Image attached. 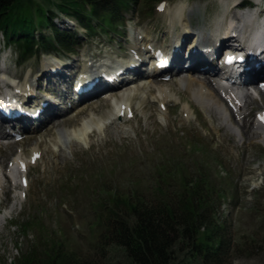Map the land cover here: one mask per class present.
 Masks as SVG:
<instances>
[{
  "label": "rangeland",
  "instance_id": "374dc122",
  "mask_svg": "<svg viewBox=\"0 0 264 264\" xmlns=\"http://www.w3.org/2000/svg\"><path fill=\"white\" fill-rule=\"evenodd\" d=\"M157 1L150 0L146 6L129 9L126 16L130 20L124 30L130 34L142 30L163 44L170 36L175 37L187 18L194 27L203 30L212 28L217 20L219 24H225L233 13L229 8L236 2L166 0L164 9L158 11L155 9ZM23 4L31 8L38 4L48 7L53 11L49 13L53 21L61 29H74L80 42L74 53L60 49L40 50L18 64L17 49L3 45L0 31V90L35 75L38 89L64 92L68 90V74L72 67L63 68L66 76L60 86L53 83L58 79L56 76H52L45 86L47 75L41 70L44 62L60 61L75 66L85 64L88 57L96 63L101 62L97 60L100 58L115 61L119 59L115 57L116 53L126 51V42L122 43L121 36L101 33L87 37L84 29L70 16H63L52 0H25ZM263 6L264 0L252 13L254 18L250 27L264 20ZM170 17H173L172 22ZM170 24L171 34L168 31ZM40 30L50 33L49 28L41 27L35 34L39 35ZM127 39L129 41L128 36ZM185 75L190 79L184 77V83L196 84L193 73L186 72ZM196 80L197 84L203 81L202 84H206L208 77H197ZM158 82L155 81V86L154 83L132 81L119 87L126 88L128 101L136 105L135 120L114 132L111 129L104 130L105 133L94 132L89 136L88 147L72 145L63 149L57 160H51L55 153V143L51 139L55 137L57 126L76 128L77 122L81 121L75 113L78 108L61 117L55 125L48 117L44 118L37 132L20 143L19 147L26 154L33 146H39L43 155L40 163L29 169V184L24 189L26 199H20L12 185L8 191L0 192V264L14 263L27 254L32 256L34 264H46L50 252L54 264H60L67 254L101 264H133L125 246L111 240L119 228L113 210L117 211L119 219L128 216L124 203L117 205L114 200L130 196L132 202L155 203L158 190L161 187L166 190L161 178L171 182V190L181 185L182 175L193 176L199 171H204L225 193L217 211L224 222L228 245L216 264H264V130L247 124L246 119V123H238L229 115L220 121L214 114L205 116L193 102L192 92L199 95L195 94L199 92L194 88L197 86L193 85L191 92L189 84L180 85L175 80L170 86L181 103L168 111L158 109L157 91L164 96L160 93L164 89L157 86ZM122 91L100 95L94 101V97H88L79 106L80 112L86 115L90 112V118L101 116L113 107L108 98L112 100ZM241 92L250 99L253 107L259 108L264 102L262 98L247 97L245 90ZM209 98L221 112L223 106L217 96ZM90 103L94 106L88 105ZM186 103L194 108V113L186 108ZM89 140L85 134L84 146ZM72 142L70 139L67 143ZM15 149L17 146L0 148L3 163L12 158ZM162 162L169 170L163 176L159 175ZM174 164L177 166L172 168ZM4 183L10 185L7 181ZM177 264L213 263L189 252L178 255Z\"/></svg>",
  "mask_w": 264,
  "mask_h": 264
},
{
  "label": "trees",
  "instance_id": "16d2710c",
  "mask_svg": "<svg viewBox=\"0 0 264 264\" xmlns=\"http://www.w3.org/2000/svg\"><path fill=\"white\" fill-rule=\"evenodd\" d=\"M23 1L0 0V30L5 44L15 46L22 60L39 48L72 49L75 34L58 28L47 13L51 10H43L41 6L34 9ZM146 1L149 0H55V4L60 12L74 17L90 36L96 29L119 31L118 26L124 23L123 12ZM38 26L50 28L51 34L40 33L36 37L34 31ZM219 193L205 175H199L188 182L184 179L173 200L162 198L155 205L121 200L129 214L118 222L112 240L125 246L133 264H176L175 246L193 254L203 252L206 259L208 255L209 260H216L221 247L228 245L215 211L222 197ZM15 264L33 262L25 255ZM60 264L101 263L69 254Z\"/></svg>",
  "mask_w": 264,
  "mask_h": 264
},
{
  "label": "bare ground",
  "instance_id": "6f19581e",
  "mask_svg": "<svg viewBox=\"0 0 264 264\" xmlns=\"http://www.w3.org/2000/svg\"><path fill=\"white\" fill-rule=\"evenodd\" d=\"M230 9V11L229 12H232V11H234V8H229ZM245 14H251L249 11H245ZM218 21V20H217ZM216 21V22H217ZM185 25H187V26H189L190 24L188 23V20L186 21V23H185ZM215 26H216V24H215ZM254 29L257 31V32H255L254 33V36H252V39L253 40H255L256 39V37H258V32H260V29H264V22L263 21H258V22H256L255 23V26H254ZM187 29H183V31L181 32V33H186L187 31H186ZM219 30H220V28H218L217 26L216 27H214V28H212L210 31H207V33H206V37L205 36H203L204 38H209V40L210 41H208V43H211V42H213L211 39L212 38H214V37H217L218 35H219ZM261 35H262V32H261ZM187 58H189V59H191V57L190 56H187ZM211 61H209V63H210ZM184 63V62H183ZM52 64V62H44L43 64H42V66H41V70L43 71V72H45V70H46V68L48 69L49 68V66ZM207 63H204V64H197L195 67H190L189 68V70L190 71H193V70H198V71H200V72H206L205 70H200L199 68L201 67V66H203V65H206ZM116 66V65H115ZM47 72V71H46ZM45 72V73H46ZM154 74V76H155V78H158V76L155 74V73H153ZM197 77H208V75H206V76H204V75H201V74H198L197 75ZM34 79H35V75H30L29 77H27V80H29L30 82L32 81H34ZM174 79H179V81L180 82H182V83H184L185 82V79H184V76H183V72H182V70H180V71H178V72H176V74H175V76H174ZM189 80V79H188ZM155 81H161V79H156ZM154 81V82H155ZM31 82V83H32ZM189 82V81H188ZM191 82V81H190ZM248 82H251V80H249ZM202 83H204V81L202 82ZM201 83V84H202ZM208 83H210V77H208V82L206 83V84H208ZM218 83V86L219 87H221V85H220V83L219 82H217ZM189 84V83H188ZM187 84V85H188ZM189 85H191V84H189ZM117 91V90H116ZM119 91V90H118ZM114 92V91H113ZM129 92V91H128ZM110 93H112V92H110ZM110 93H107V94H110ZM195 94H198V93H195ZM115 96V95H114ZM113 96V97H114ZM126 98H127V96H126V94H125V92L123 91V93H120L119 94V96H115V98L114 99H112V105H113V107L114 108H120V105L122 104V103H124L125 104V107L124 108H126V103L125 102H127V100H126ZM109 110V109H108ZM106 110V112L104 113V114H102L101 116H99L97 119H94V120H92V119H90V118H88V119H81V121H80V125L78 126V127H76V128H73V129H68V128H66V127H64L63 125H60V126H57V134L59 135V139H60V141L62 142V143H65V142H68L70 139H71V141L73 140H77V141H79V142H81V143H85V134L90 130V128H92V127H95V126H99V125H101L100 123H102V122H104L105 120H107V119H109L110 118V115L114 112H110L111 110ZM68 112H64V113H62V114H60V115H57V117L58 116H60V117H62L63 115H66ZM88 114V113H87ZM89 114H90V112H89ZM57 117H54V119L52 120V124L53 125H55L59 120H60V117L59 118H57ZM60 122V121H59ZM64 123V122H63ZM68 127V126H67ZM76 141V142H77ZM14 160V159H13ZM18 161H21L20 159H18ZM23 161V160H22Z\"/></svg>",
  "mask_w": 264,
  "mask_h": 264
},
{
  "label": "snow or ice",
  "instance_id": "6c2138e0",
  "mask_svg": "<svg viewBox=\"0 0 264 264\" xmlns=\"http://www.w3.org/2000/svg\"><path fill=\"white\" fill-rule=\"evenodd\" d=\"M227 59H228V60H231V59H232V57H228ZM261 118H262V119H264V116H262Z\"/></svg>",
  "mask_w": 264,
  "mask_h": 264
}]
</instances>
